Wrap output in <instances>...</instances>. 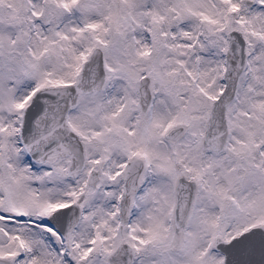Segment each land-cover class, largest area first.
I'll return each instance as SVG.
<instances>
[{
  "label": "snow or ice",
  "instance_id": "obj_1",
  "mask_svg": "<svg viewBox=\"0 0 264 264\" xmlns=\"http://www.w3.org/2000/svg\"><path fill=\"white\" fill-rule=\"evenodd\" d=\"M0 264H264V0H0Z\"/></svg>",
  "mask_w": 264,
  "mask_h": 264
}]
</instances>
